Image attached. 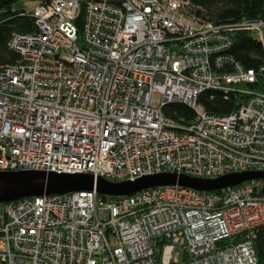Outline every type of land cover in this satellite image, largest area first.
Masks as SVG:
<instances>
[{
  "label": "built area",
  "instance_id": "2783aa9c",
  "mask_svg": "<svg viewBox=\"0 0 264 264\" xmlns=\"http://www.w3.org/2000/svg\"><path fill=\"white\" fill-rule=\"evenodd\" d=\"M36 2L26 11L35 29L10 34L17 59L0 65V172H264V62L228 54L234 31L261 27L262 40L263 20L217 24L187 0ZM206 90L233 93L236 107L209 112ZM171 103L193 118L166 116ZM261 226L264 178L27 196L0 202V264H257Z\"/></svg>",
  "mask_w": 264,
  "mask_h": 264
},
{
  "label": "trees",
  "instance_id": "16d2710c",
  "mask_svg": "<svg viewBox=\"0 0 264 264\" xmlns=\"http://www.w3.org/2000/svg\"><path fill=\"white\" fill-rule=\"evenodd\" d=\"M19 0H0V65L13 63L17 55L7 45L14 31L29 32L35 29L33 19L25 9H14ZM193 12L200 18L217 24L234 23L239 20L261 19L264 21V0H187ZM235 42L228 54L246 67H256L264 62V29L262 40L248 31H234ZM198 100L211 113H228L236 107L237 98L233 93L224 95L219 90L203 91ZM163 113L176 119H192V110L184 104L171 103L163 108ZM254 247L257 264H264V226L256 230Z\"/></svg>",
  "mask_w": 264,
  "mask_h": 264
},
{
  "label": "water",
  "instance_id": "95a60500",
  "mask_svg": "<svg viewBox=\"0 0 264 264\" xmlns=\"http://www.w3.org/2000/svg\"><path fill=\"white\" fill-rule=\"evenodd\" d=\"M264 178V172L227 174L215 179H200L174 173L141 177L134 181H109L90 174L45 171L0 172V202L27 196L92 191L102 196H129L138 191L162 185H182L196 190H215L233 186L244 180Z\"/></svg>",
  "mask_w": 264,
  "mask_h": 264
},
{
  "label": "rangeland",
  "instance_id": "374dc122",
  "mask_svg": "<svg viewBox=\"0 0 264 264\" xmlns=\"http://www.w3.org/2000/svg\"><path fill=\"white\" fill-rule=\"evenodd\" d=\"M36 0H19L14 5V9H25L30 10L36 5ZM251 35H253L255 38H259L262 34V28L261 27H252L251 29ZM154 104L159 103V97L155 96L153 98ZM182 258V249L179 247H176L173 254V259L175 262H179ZM26 264H29V262H26Z\"/></svg>",
  "mask_w": 264,
  "mask_h": 264
}]
</instances>
